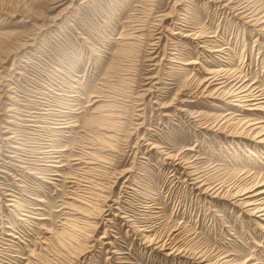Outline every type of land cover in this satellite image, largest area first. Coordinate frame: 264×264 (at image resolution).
Segmentation results:
<instances>
[{"label": "rangeland", "instance_id": "1", "mask_svg": "<svg viewBox=\"0 0 264 264\" xmlns=\"http://www.w3.org/2000/svg\"><path fill=\"white\" fill-rule=\"evenodd\" d=\"M251 16L264 0H0V264H264L230 197L264 190V110L228 97L264 96Z\"/></svg>", "mask_w": 264, "mask_h": 264}, {"label": "bare ground", "instance_id": "2", "mask_svg": "<svg viewBox=\"0 0 264 264\" xmlns=\"http://www.w3.org/2000/svg\"><path fill=\"white\" fill-rule=\"evenodd\" d=\"M249 21L253 22V25L255 26H261L262 27V30L264 31V17L263 18H257L256 16H251V18L249 19ZM260 29V28H259ZM260 31V30H259ZM262 34V32H261ZM189 63V62H188ZM191 63V62H190ZM193 63V62H192ZM197 63V62H196ZM195 64V63H193ZM187 65V64H186ZM212 74V72H211ZM209 75H210V72H209ZM213 76V74H212ZM214 77H217V75L213 76ZM212 78V77H211ZM229 78V77H228ZM224 79V78H223ZM222 79V80H223ZM210 80V79H209ZM217 79L215 78V80H212V81H216ZM156 81V80H155ZM211 81V80H210ZM224 81V80H223ZM228 81V80H227ZM217 82V81H216ZM237 82V81H235ZM213 83V82H212ZM214 84H217V83H214ZM234 85H232V87L229 89V100H231L232 102H234L233 105H235L239 110H248V111H263L264 110V96L262 94H259V93H255L254 90L253 92L250 91V88L246 85H244V83L242 84V82H240V84L238 83H233ZM255 84V83H254ZM212 86V85H211ZM217 86V85H216ZM224 86V85H223ZM252 87V86H251ZM257 88V87H256ZM255 88V89H256ZM220 89V87H219ZM224 91V90H223ZM256 91V90H255ZM212 92V91H211ZM222 92V91H221ZM226 92V91H225ZM224 92V93H225ZM258 92V91H257ZM262 92V91H261ZM264 92V91H263ZM227 93V92H226ZM264 94V93H263ZM225 95V94H224ZM227 96V95H226ZM226 98V97H225ZM229 104V103H228ZM235 107V108H236ZM238 110V111H239ZM231 119V118H229ZM227 120V119H226ZM225 120V121H226ZM215 122V121H214ZM217 123V122H216ZM225 123V122H224ZM207 124V123H206ZM220 124V122H219ZM222 124V123H221ZM227 124V123H226ZM245 124V123H244ZM214 125V124H213ZM211 126V125H210ZM215 126V125H214ZM222 127V126H221ZM224 127V126H223ZM249 127V126H248ZM213 128V127H211ZM215 128V127H214ZM225 128V127H224ZM260 128V129H259ZM258 128V132L254 134V135H259L260 137L264 136V126L261 125V127ZM223 129V128H222ZM241 129H242V126H241ZM254 129H257V128H249V133H250V130H254ZM216 131H218L216 129ZM220 131V130H219ZM218 131V132H219ZM222 131V130H221ZM245 131V130H244ZM231 132V131H230ZM243 133V132H242ZM258 136V137H259ZM256 138V137H255ZM260 143H264V138H262L260 141ZM43 154V153H42ZM53 157V156H52ZM187 168V167H186ZM195 172V171H194ZM197 172V171H196ZM194 176V175H193ZM196 176V174H195ZM202 177V176H200ZM204 178V177H203ZM195 180H199V178L195 177L194 181ZM195 181V182H197ZM200 181V180H199ZM197 184V183H196ZM202 184V183H201ZM201 186V185H200ZM210 188V187H209ZM242 189V188H240ZM258 186L256 184H253L252 186H249V187H246L244 188L241 192H236L234 194H232L231 196L228 195V193H223L222 189H211L209 190V193L211 195H213V197H220L222 196V198L224 197H228L230 196L231 199H235L236 201V198L237 197H240L241 196H244L243 199H240L237 200L236 202L241 205L240 207H243L246 209L245 212H248L250 215H256V217H258V219H260L261 221L264 222V190H258ZM205 190V189H204ZM208 191V190H207ZM205 191V192H207ZM229 197V198H230ZM234 201V202H235ZM235 202V203H236ZM204 262V260H203ZM217 262V261H216ZM208 264V263H207ZM214 264V263H213ZM216 264V263H215ZM218 264V262H217ZM226 264V263H225ZM229 264V263H228Z\"/></svg>", "mask_w": 264, "mask_h": 264}]
</instances>
